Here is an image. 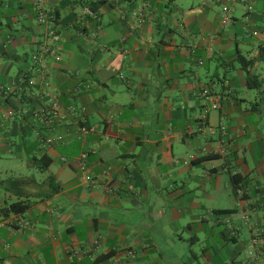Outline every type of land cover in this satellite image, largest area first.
<instances>
[{
  "label": "crops",
  "instance_id": "1",
  "mask_svg": "<svg viewBox=\"0 0 264 264\" xmlns=\"http://www.w3.org/2000/svg\"><path fill=\"white\" fill-rule=\"evenodd\" d=\"M35 1L0 0V159L35 172L0 174L61 191L0 217V264H254L264 0H46L61 40L45 56Z\"/></svg>",
  "mask_w": 264,
  "mask_h": 264
},
{
  "label": "trees",
  "instance_id": "2",
  "mask_svg": "<svg viewBox=\"0 0 264 264\" xmlns=\"http://www.w3.org/2000/svg\"><path fill=\"white\" fill-rule=\"evenodd\" d=\"M238 61L241 68L247 73V80L250 83V69L254 62L247 60L241 54H239ZM217 157L216 154L206 155L197 161L213 160ZM37 162H42V160H37ZM49 167V165H40L39 169L46 171ZM60 191L61 186L52 177H49L43 182H38L35 177L2 178L0 174V202L3 201V194H9L16 198L15 201L8 202L5 206L0 207V217L7 218L10 215H22L26 213L36 203L35 200H32L35 192L39 193L41 200H46Z\"/></svg>",
  "mask_w": 264,
  "mask_h": 264
},
{
  "label": "built area",
  "instance_id": "3",
  "mask_svg": "<svg viewBox=\"0 0 264 264\" xmlns=\"http://www.w3.org/2000/svg\"><path fill=\"white\" fill-rule=\"evenodd\" d=\"M244 1V0H241ZM34 9L36 11L37 21L41 26L46 28V38L47 44L41 47L39 56H45L53 53L52 45H57L60 40V34L58 32L56 17L55 15L46 8V0H36L34 3ZM251 9V8H250ZM224 13L227 14L229 12V8L225 7L223 9ZM87 13L91 16H94V13L91 10H87ZM227 18V17H226ZM38 54L34 55L33 61L38 62L39 57ZM79 90V88H77ZM206 102H209L212 110H218L220 108V103L222 97L220 95L210 94L208 91L203 94ZM50 122L57 120L59 117V105L57 102H54L50 107V112L48 114ZM226 152L224 149H222ZM86 159V155L83 154L80 158L79 164L82 171H86V165L84 163ZM262 236H264V230H259L257 235L252 238L251 247L248 252V260L253 262L254 264H264L262 252L260 249V243Z\"/></svg>",
  "mask_w": 264,
  "mask_h": 264
},
{
  "label": "rangeland",
  "instance_id": "4",
  "mask_svg": "<svg viewBox=\"0 0 264 264\" xmlns=\"http://www.w3.org/2000/svg\"><path fill=\"white\" fill-rule=\"evenodd\" d=\"M18 165V163H17V161H9V162H5L4 160H1L0 159V167H6L7 169H9V170H13L16 174H20V175H27V174H25V173H31L32 175H34L35 174V172H33V171H30L27 167H25L26 169H23V168H21V166H20V169H19V165ZM5 168V169H6ZM28 176V175H27ZM252 241V240H251Z\"/></svg>",
  "mask_w": 264,
  "mask_h": 264
}]
</instances>
